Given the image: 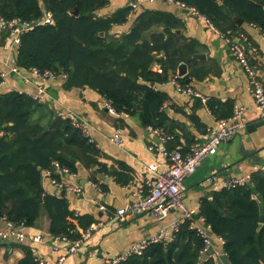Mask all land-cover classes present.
I'll return each instance as SVG.
<instances>
[{
	"label": "trees",
	"instance_id": "obj_1",
	"mask_svg": "<svg viewBox=\"0 0 264 264\" xmlns=\"http://www.w3.org/2000/svg\"><path fill=\"white\" fill-rule=\"evenodd\" d=\"M173 1L193 7L221 32L241 31L232 15L264 30V0ZM108 3L0 0V17L7 20L37 21L45 10L53 14V23L37 25L20 35L14 62L22 71L35 68L56 75L66 73L65 89L92 90L108 99L115 110L137 113L144 126L165 131L166 113L160 106L166 96L146 82L166 81L180 62L188 65L193 61L192 42L172 30L178 24L171 13L145 6L132 10L128 5L105 12ZM75 9L77 15L71 13ZM158 25L162 32L147 34ZM1 37L7 38V33ZM153 52L164 55L162 73L151 70L153 62L161 61ZM46 125L48 130H44ZM99 158L100 150L67 117L53 114L26 93L0 91V211L6 221L33 226L44 208L51 235L79 237L77 227L85 228L95 218L80 215L78 223L71 222L73 213L66 197L44 192L42 172L49 170L59 180L60 173L55 172L61 168L73 173L78 164L100 165ZM199 214L212 233L223 239L228 264H264V169L253 171L249 182L205 197ZM202 248V238L186 222L167 245L150 244L141 255H131L118 264H218L213 252H201ZM30 252L25 248L17 264H35Z\"/></svg>",
	"mask_w": 264,
	"mask_h": 264
},
{
	"label": "crops",
	"instance_id": "obj_2",
	"mask_svg": "<svg viewBox=\"0 0 264 264\" xmlns=\"http://www.w3.org/2000/svg\"><path fill=\"white\" fill-rule=\"evenodd\" d=\"M141 4L137 10L145 6L171 13V18L178 24V28L172 30L193 45L194 60L188 63L184 76H178L177 66L166 81L153 82L152 86L146 82L147 86L166 96L160 110L166 113L165 131L172 138L165 143V147L185 152L193 142L204 140L216 120L230 115L236 104L244 108L246 126L220 144L194 173L183 179V201L187 207L195 208L193 219L202 225L206 222L201 220L203 217L199 214V207L205 197L220 191L224 183L240 178L244 179L243 183L249 182L253 171L264 169V118H260L256 110L246 72L230 54L225 39L206 20L192 14L188 7L176 1L155 0ZM125 6L127 0H109L104 11L112 12ZM241 27L239 32L246 34L249 43L258 49L252 61L264 85V38L261 31L251 25L243 22ZM162 31L163 27L158 25L150 28L147 34ZM5 32L0 30V75L4 73L5 77L0 83V91L15 90L32 97L35 95L53 114L63 118L75 113L89 123L91 142L100 150V165L88 168L78 164L73 173H60V187L53 184L51 175L42 172L45 193L59 195L60 189L66 190L62 196L66 197L73 213L71 222L76 224V217L90 215L95 218L90 224L99 223L87 242L75 253L66 255L62 264H102L105 259L125 252L141 239L168 228L170 221L178 215L175 211L162 220L148 212L139 215L127 212L123 217L117 215L118 210L130 206L138 194L148 192L145 180L154 179V174L146 171L147 165L154 163L159 171L166 167V157L156 149L160 139L154 134V128L144 126L137 113L116 118L103 105L101 95L87 88L65 89L64 79L60 75L42 80L31 72L23 71L27 78V81L24 80L21 75L11 71L16 52L10 48L8 37H1ZM245 47L249 48V44H245ZM197 54L203 57H194ZM154 55L160 60L164 58L163 53L155 52ZM4 61L8 65L2 64ZM162 69V60L151 65L153 72L162 73ZM191 71L193 74L190 75ZM175 75L181 78L179 82L182 81L184 86H189L206 100L179 91L172 82ZM38 86H43L45 94L37 92ZM45 127L44 130H48V126ZM115 129H120L122 133L120 145L110 139ZM150 146L154 148L149 149ZM55 173L59 174L58 171ZM209 176H214L216 180L206 182ZM48 225L47 211L42 208L35 224L26 226L23 240L0 238V264H17L24 257L25 248H29L31 254L55 261L63 251L54 249L53 246L60 242L48 232ZM7 228V222L0 217V229ZM81 229L77 227L79 234ZM209 234L215 239L213 248L219 253L224 252V242L217 240L219 236L213 234L211 228ZM36 235L41 236V241L33 240ZM217 263L228 264L226 256L217 258Z\"/></svg>",
	"mask_w": 264,
	"mask_h": 264
},
{
	"label": "built area",
	"instance_id": "obj_3",
	"mask_svg": "<svg viewBox=\"0 0 264 264\" xmlns=\"http://www.w3.org/2000/svg\"><path fill=\"white\" fill-rule=\"evenodd\" d=\"M152 2L155 0H127V5L132 9H136L139 4L143 2ZM173 2V0H168ZM183 6L184 4L181 3ZM190 12L199 18L207 21L209 26L216 32H218L227 42L230 54L238 61V63L243 67L249 79V90L253 96L256 110L260 118H264V85L261 83L257 68L253 64V57L257 54L256 47L252 46L247 40V35L243 32L234 33L230 30L225 32L219 31L204 15L198 13L193 7H188ZM53 23V14L45 10L42 18L34 21H22L19 18L4 19L0 17V30L6 31L8 33V41L12 51H17L18 45L20 43V35L28 30L33 29L35 26L40 24ZM256 29L260 30L262 37L264 38V30L260 29L256 25H252ZM245 44H249V48L245 47ZM2 64H7V61L2 62ZM11 71L21 75L24 80L27 78L22 73L23 71L19 69L15 62L11 65ZM27 72H31L42 80H46L50 77H56L60 75L63 79L66 78V73L55 74L51 70L39 71L35 68H30ZM2 80L5 78L4 73H1ZM2 82V81H1ZM172 82L179 91L187 94H194L200 96L203 101L206 100L200 94L195 93L189 86L181 85L177 81V76L172 78ZM37 92L40 95L45 94V89L43 86H38ZM31 96V95H30ZM38 96V95H37ZM33 98H37L35 95ZM103 105L106 107L107 111L110 112L116 118L127 117L128 113L124 111H117L113 108L110 101L103 98ZM67 118L73 128L80 130L81 134L88 139L89 142L92 141L89 132V123L76 115L75 113H69ZM247 120L244 113V108L241 105L236 104L233 107L231 114L225 118H218L215 125L210 127L208 134L204 140H198L191 144L187 151H182L181 149H168L165 147V143L169 141L172 136L170 133L164 131L162 128H154L153 132L160 139V144L156 146L160 152L166 157L167 163L164 170H157V166L152 163L146 166L147 172H152L154 174V179H146L145 184L148 186V192L144 195L138 194L137 199L128 207L120 208L117 215L123 217L125 213H131L134 215H139L142 213H151L156 219L162 220L166 218L170 212L175 211L178 213L177 217L172 219L168 225V228L161 229L159 233L155 235L147 236L140 241L134 243L125 252L105 259L102 264H118L125 261L131 255H141L143 251L148 247V245L153 243H168L174 239V234L179 230L180 226L189 223V228L194 229L196 233L203 240V248L201 252L212 251L214 256L221 259V256H226L225 251L219 253L216 251L212 244L215 240L209 234L210 225L207 223L198 224L196 220L193 219L195 213V208L187 207L183 201L184 188L183 179L188 177L195 172L198 165L217 147L228 141L233 137L238 131L242 130L246 126ZM111 141L117 145L122 142V133L120 129H115L110 137ZM150 146L149 149H153ZM46 174L51 175L49 170L45 171ZM59 173H72L67 168H61ZM52 179L55 186L60 187L61 181ZM214 176H209L206 178V182L211 183L215 181ZM244 179L240 178L237 180L230 181L221 185L223 188H228L235 186L236 184L243 183ZM201 220H204L202 218ZM6 221V220H5ZM7 222V229H0V238L3 240H9L10 237L15 238L18 241L24 239V230L26 226L23 223L14 224L9 221ZM99 226V223H92L88 227L80 230L79 237L71 240L66 236L58 235L56 240L60 242L59 245H54V249L63 251V254L59 255L55 261H50L45 257L32 253V259L35 264H62L66 258V255L75 253L81 246H83L87 240L91 237L92 232ZM34 241H41V236L36 235L33 237ZM217 240L224 242L221 237H217Z\"/></svg>",
	"mask_w": 264,
	"mask_h": 264
},
{
	"label": "water",
	"instance_id": "obj_4",
	"mask_svg": "<svg viewBox=\"0 0 264 264\" xmlns=\"http://www.w3.org/2000/svg\"><path fill=\"white\" fill-rule=\"evenodd\" d=\"M72 14H74V15H77L78 14V10L77 9H75L74 11H72L71 12ZM95 13H97V11H95ZM231 18H232V20L238 25V26H241L242 25V23L244 22L242 19H240L239 17H237V16H231ZM177 32H179L178 30H177ZM100 35H103V32H100ZM194 57H203V55L202 54H197V55H194ZM177 73H178V76H180V77H182V76H184L186 73H187V64L185 63V62H180L179 63V65H178V69H177ZM150 86H152L154 83L153 82H149L148 83ZM46 128V127H45ZM65 189L63 188V189H60L59 191H58V194L59 195H64V193H65ZM0 217H2V213H1V211H0ZM166 245H167V243H165Z\"/></svg>",
	"mask_w": 264,
	"mask_h": 264
}]
</instances>
